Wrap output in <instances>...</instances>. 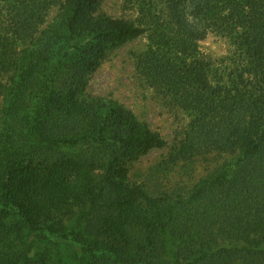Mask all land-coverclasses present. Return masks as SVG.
Wrapping results in <instances>:
<instances>
[{"label":"trees","instance_id":"16d2710c","mask_svg":"<svg viewBox=\"0 0 264 264\" xmlns=\"http://www.w3.org/2000/svg\"><path fill=\"white\" fill-rule=\"evenodd\" d=\"M170 2L191 7L174 22L205 21L229 49L207 60L179 33L140 59L189 116L171 160L224 159L188 188L161 189L129 171L165 138L86 92L146 26L96 14L99 0H0V264H264V0Z\"/></svg>","mask_w":264,"mask_h":264},{"label":"rangeland","instance_id":"374dc122","mask_svg":"<svg viewBox=\"0 0 264 264\" xmlns=\"http://www.w3.org/2000/svg\"><path fill=\"white\" fill-rule=\"evenodd\" d=\"M173 4L170 0H99L96 14L129 18L138 24H144L146 31L140 37L109 51L97 70L87 77L86 85L87 93L117 99L165 138L166 146L141 157L133 163L129 171L132 179L138 182L145 180L147 176L150 179L153 177L161 189L188 188L224 159L209 155L198 156L192 161L171 160L174 147L178 146L189 116L155 90L141 67L140 59L148 51L155 50L157 44H161L162 50L164 38L171 41L179 33L190 35L196 40L197 50H192V53L198 52L204 59L214 61L225 56L229 50L225 37L216 33L205 21L187 15V21L179 19L174 22L171 16L175 12L185 13L191 7L186 2L172 9ZM54 12L53 7L48 19ZM78 150V147H53L52 153L62 158L73 156ZM95 170L101 171L97 165ZM154 170H158V173L152 176ZM13 183L16 184L14 180ZM35 189L37 199H41V194L48 191L45 185H37Z\"/></svg>","mask_w":264,"mask_h":264}]
</instances>
